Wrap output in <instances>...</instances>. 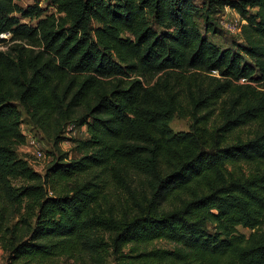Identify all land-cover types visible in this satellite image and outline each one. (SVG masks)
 <instances>
[{
	"label": "trees",
	"instance_id": "obj_1",
	"mask_svg": "<svg viewBox=\"0 0 264 264\" xmlns=\"http://www.w3.org/2000/svg\"><path fill=\"white\" fill-rule=\"evenodd\" d=\"M47 1L59 15L0 0L7 263L111 245L114 264H264V0H207L240 15L228 48L197 0ZM23 110L60 153L44 174L18 153ZM175 114L192 130L175 132ZM71 123L87 138L67 137Z\"/></svg>",
	"mask_w": 264,
	"mask_h": 264
},
{
	"label": "rangeland",
	"instance_id": "obj_2",
	"mask_svg": "<svg viewBox=\"0 0 264 264\" xmlns=\"http://www.w3.org/2000/svg\"><path fill=\"white\" fill-rule=\"evenodd\" d=\"M19 5L23 8H27L28 6L39 4L41 7L45 9L46 14L57 13V10L49 4L47 0H17ZM199 5L200 13L198 14V21L202 28V31H205V17L204 15H208V19L210 22L216 24L214 26V30L210 31L208 36L211 41L219 45L221 48L234 47V41L239 36L238 32L231 31L228 29L229 24H233V27L236 29L240 24V15L232 8L225 7L224 9L219 8H210L207 0H197ZM204 14V15H203ZM19 17L21 23H27L29 25H36V18H25L21 16L20 13H16ZM224 18V19H223ZM228 25H227V24ZM4 49V46H3ZM23 119L24 122L22 124V130L26 136V142L18 148V153L20 157L28 160L30 166L39 173L44 174L47 166L56 158L60 153L56 148H54L53 144L45 137L43 133H41L37 128L32 129L30 127L29 118L27 117V113L23 110ZM171 128L175 132L179 131H190L192 130L191 122L188 119H185L177 114H175L170 122ZM29 136L37 137L40 140V146L45 156L42 159H37L33 154V151L29 149ZM86 127H75L73 133L68 135L67 137H72L75 139H85L87 138ZM61 150L63 152H68L71 156L75 157L78 155V152L74 150V145L72 140H68L61 144ZM243 171L247 175H251L250 168L247 165H242ZM239 230L245 234L250 233V229L239 227ZM105 244H111V240L106 238ZM110 240V241H109ZM105 244L102 247L105 249ZM149 249H172L173 245L168 243L165 240H155L151 244H148ZM102 257H99L101 256ZM9 251L3 244V241L0 237V264H8ZM46 264H114V255H113V246L109 245V249L102 250L100 255L98 254H87L85 256L76 255L74 257H57Z\"/></svg>",
	"mask_w": 264,
	"mask_h": 264
},
{
	"label": "built area",
	"instance_id": "obj_3",
	"mask_svg": "<svg viewBox=\"0 0 264 264\" xmlns=\"http://www.w3.org/2000/svg\"><path fill=\"white\" fill-rule=\"evenodd\" d=\"M228 29L231 30V31L233 30L235 32H239L240 31L239 27L236 29V27H233V24H229L228 25ZM10 36H11L10 32H3V33L0 34L1 38L7 39V40L10 38ZM2 48H3V46H2V43H1L0 44V49H2ZM75 127H76L75 123L69 124L67 126V128H66L65 135L68 136L71 133H73ZM29 149H30V151H33V154L36 156L37 159L44 158L45 154H44V152L41 149L40 140L37 137L29 136Z\"/></svg>",
	"mask_w": 264,
	"mask_h": 264
}]
</instances>
